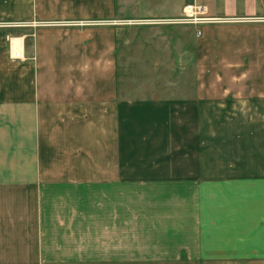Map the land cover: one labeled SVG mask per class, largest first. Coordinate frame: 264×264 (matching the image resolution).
Here are the masks:
<instances>
[{
    "label": "crops",
    "instance_id": "obj_1",
    "mask_svg": "<svg viewBox=\"0 0 264 264\" xmlns=\"http://www.w3.org/2000/svg\"><path fill=\"white\" fill-rule=\"evenodd\" d=\"M9 5L51 27L0 62V264H264V0Z\"/></svg>",
    "mask_w": 264,
    "mask_h": 264
},
{
    "label": "rangeland",
    "instance_id": "obj_2",
    "mask_svg": "<svg viewBox=\"0 0 264 264\" xmlns=\"http://www.w3.org/2000/svg\"><path fill=\"white\" fill-rule=\"evenodd\" d=\"M4 1L6 2L4 4ZM17 5L10 4L9 0H1L0 2V6H6L9 5L8 7H6V9H9L10 7L12 8H23L25 7L26 4V0H17L15 1ZM9 3V4H7ZM11 3H13V1H11ZM17 6V7H16ZM12 9V10H14ZM1 10V9H0ZM23 13V11H15L14 13ZM9 13V12H8ZM8 13H2V15L0 14V54L3 53L4 57L1 56V61H3L4 59L8 62V64L12 67H21L24 66L25 63V52H26V48H27V42L30 43V51H33V49L35 50L36 48V40L39 34H41V32L46 29V27H51V24L49 21H43L38 17L35 18H31L29 20H22L21 19H17L14 17V13L12 16H9ZM128 23H126L125 27H123L122 30L119 31V36L123 35L125 37H129L132 36V32H130L131 30H129V28H136V27H141V21H139L136 24H129L130 22L133 21H126ZM137 36H141V33H137ZM13 39H21L22 42V53L19 54L18 56L14 57V55H12V40ZM5 52V54H4ZM6 55V57H5ZM2 66L0 64V71L2 72ZM131 72V70H130ZM6 78L8 79V75L3 77L0 75V79L6 80ZM123 80L125 81L124 84H127L128 86L131 85H135V84H139L141 85V75L140 76H126L123 78ZM192 80V78H191ZM190 80V81H191ZM4 82V81H3ZM161 85L164 84L166 81L165 80H159L158 81ZM178 82L179 84H182L186 82V77L184 76H179L178 77ZM192 83V82H187V84ZM134 87H131V89ZM141 249L135 248V247H130V253L131 254H135V253H141L140 251ZM140 256V254H138ZM131 257H133V255H131Z\"/></svg>",
    "mask_w": 264,
    "mask_h": 264
},
{
    "label": "built area",
    "instance_id": "obj_3",
    "mask_svg": "<svg viewBox=\"0 0 264 264\" xmlns=\"http://www.w3.org/2000/svg\"><path fill=\"white\" fill-rule=\"evenodd\" d=\"M138 22L139 21H133L129 24H136ZM208 22H211L210 18L205 16V13L201 6L187 5L183 8V15L179 18L143 21L141 22V25H193L197 27L198 25H202ZM196 35L200 36V31H197Z\"/></svg>",
    "mask_w": 264,
    "mask_h": 264
},
{
    "label": "bare ground",
    "instance_id": "obj_4",
    "mask_svg": "<svg viewBox=\"0 0 264 264\" xmlns=\"http://www.w3.org/2000/svg\"><path fill=\"white\" fill-rule=\"evenodd\" d=\"M15 49V48H14Z\"/></svg>",
    "mask_w": 264,
    "mask_h": 264
}]
</instances>
